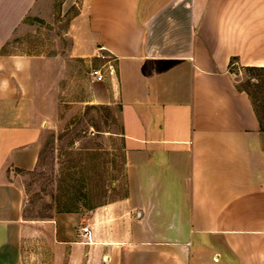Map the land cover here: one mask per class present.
<instances>
[{"label":"crops","instance_id":"0c3cea01","mask_svg":"<svg viewBox=\"0 0 264 264\" xmlns=\"http://www.w3.org/2000/svg\"><path fill=\"white\" fill-rule=\"evenodd\" d=\"M54 5L0 0V264H264V126L237 79L264 67V0H86L79 52L112 57L91 101L119 107L126 193L28 217L19 175L62 70L8 48Z\"/></svg>","mask_w":264,"mask_h":264},{"label":"rangeland","instance_id":"374dc122","mask_svg":"<svg viewBox=\"0 0 264 264\" xmlns=\"http://www.w3.org/2000/svg\"><path fill=\"white\" fill-rule=\"evenodd\" d=\"M85 5L86 0H55L51 21L37 20L35 30L16 36L8 48L50 51L59 55L62 70L52 82V107L46 111L49 123L41 136L38 163L19 175L28 217L51 216L71 201L107 202L126 193L119 107L91 101L88 72L104 59L79 52L87 48L78 44L83 31L76 26ZM237 69L238 84L252 94L264 125V69Z\"/></svg>","mask_w":264,"mask_h":264},{"label":"built area","instance_id":"2783aa9c","mask_svg":"<svg viewBox=\"0 0 264 264\" xmlns=\"http://www.w3.org/2000/svg\"><path fill=\"white\" fill-rule=\"evenodd\" d=\"M97 55L100 58L104 59L106 63L100 66H92L88 73L92 80L102 81L105 79V70H104L105 65H107L111 71L113 70L112 57L106 52H99ZM88 233H89V228L88 226H85L82 228L81 231H79V236H87Z\"/></svg>","mask_w":264,"mask_h":264},{"label":"trees","instance_id":"16d2710c","mask_svg":"<svg viewBox=\"0 0 264 264\" xmlns=\"http://www.w3.org/2000/svg\"><path fill=\"white\" fill-rule=\"evenodd\" d=\"M249 69H264V67H260V66H247ZM246 89V88H245ZM249 93H250V91L248 90V89H246ZM251 94V93H250ZM251 97L253 98V96H252V94H251ZM253 102H254V99H253ZM255 104V103H254ZM255 107H256V104H255ZM256 109H257V107H256ZM262 120V119H261ZM264 126V125H263ZM82 195H84L85 197L87 196H89L88 194H82ZM102 203H104V202H100V203H98V202H96V203H92L90 200H86L85 202H83L82 204H79V203H77V202H75V201H71V202H69V203H67V204H65V206L62 208V210H66V211H73V210H80L82 207H81V205L82 206H84V207H86V208H89V209H92V208H94V207H96V206H98V205H100V204H102Z\"/></svg>","mask_w":264,"mask_h":264}]
</instances>
